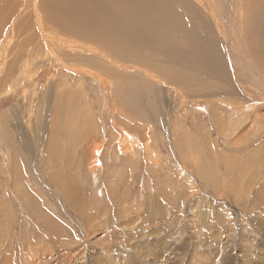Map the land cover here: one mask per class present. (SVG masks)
<instances>
[{
	"label": "rangeland",
	"instance_id": "374dc122",
	"mask_svg": "<svg viewBox=\"0 0 264 264\" xmlns=\"http://www.w3.org/2000/svg\"><path fill=\"white\" fill-rule=\"evenodd\" d=\"M41 1L18 0L14 38L0 51V264H264V70H250L246 55L264 31V0L247 9L245 0H187L184 11L208 18L214 35L174 53L171 30L189 25L167 22L165 41L146 48L162 69L190 65L202 87L192 74L193 87L104 55L110 28L99 40L70 36ZM75 19L102 30L88 15ZM124 33L121 51L148 39ZM226 67L236 89L228 102L207 86Z\"/></svg>",
	"mask_w": 264,
	"mask_h": 264
},
{
	"label": "bare ground",
	"instance_id": "6f19581e",
	"mask_svg": "<svg viewBox=\"0 0 264 264\" xmlns=\"http://www.w3.org/2000/svg\"><path fill=\"white\" fill-rule=\"evenodd\" d=\"M37 1V0H36ZM122 3H121V2ZM42 3H44V0L41 1ZM17 3L18 0H0V51H2L3 49L5 50V48H7V46L9 45L8 43L14 38L13 35V30H14V14H18L17 11ZM46 3V2H45ZM51 3L53 4V9H55V11H52L53 14L52 16L47 17L49 19V22H55L58 26L59 29L66 33L69 34L70 36L73 35L75 37H78L82 40L85 39H96L99 40V37L101 36H105L108 37V28H110V33L112 35H109V37L111 39L106 40L107 38L101 39L99 40L101 43H104V48L99 47L102 51L104 55H108L109 56V49L112 52V57L116 56L119 59H125L128 61H133L136 62L138 65H140V67H142L143 63H145L146 66L148 67H154L155 70H157L158 73H161L163 75V77L167 80H171L172 82H174V80L176 78L180 79L179 83H184L187 81L188 85H192L191 87H193L194 83L197 84H201L197 79L196 76L198 75H193L191 72V66H184L182 64V62H180L178 64V66H174V70H172L170 67H168L165 69H162V67L160 65H157L155 62H153L152 60L149 59L148 56L145 55V50L146 48L151 50L152 48L155 50L158 48V46H160L161 43H163V38L162 41H158L157 39H159V36L162 35L164 33V29H163V25H166L165 23L170 22V23H178L181 24L182 26L184 25H189V29L185 30L183 29L182 31L177 30V32L179 31V33H177L175 30H171V32H174L175 34H173L174 36V40H177L178 43H180V45L176 46L177 48H175V52L174 53H188L189 55L191 53H194L195 49V39H196V34H197V39L199 41V36L201 34V36L203 35H208V34H213L214 35V27L212 28V30L210 29L211 24L206 25L204 24L205 22H208V18L206 19V17L204 19H206L204 21V23H202V21L199 19L197 13H195L193 16H190L189 14H187L184 11V8L186 6H188L189 4L187 3V0H51ZM243 3V1H242ZM247 0H245V7L246 9L249 8L248 4L246 5ZM19 4V3H18ZM35 4V3H34ZM20 5V4H19ZM26 5V4H25ZM50 5V4H49ZM43 6V5H41ZM48 5H46L47 7ZM244 6V3H243ZM242 6V7H243ZM258 5L256 4V6L254 5V7H257ZM241 7V6H240ZM254 7H251V9L246 12L247 15H250L252 11V9ZM33 8V7H32ZM37 8V7H36ZM38 8H39V4H38ZM42 8V7H41ZM40 8V9H41ZM236 8V7H235ZM52 9V10H53ZM205 9H209V7L205 8ZM37 10V9H36ZM45 10V9H43ZM161 10L163 11V14H161ZM34 11V10H33ZM46 11V10H45ZM98 11H101V13H99ZM254 11V10H253ZM41 12V11H40ZM51 12V11H50ZM42 14V12H41ZM79 14H85L88 15L90 17V21L94 22L95 24L98 22L101 27L102 30L99 31L98 33H94V32H88L86 30H82L80 27L81 25L78 22V20L75 19L76 15ZM201 14V13H200ZM254 14V13H253ZM202 15V14H201ZM213 15V14H212ZM26 16V15H25ZM34 16V15H33ZM41 15L38 16L37 21L40 20L39 27H40V31L41 32V36H42V41L43 39L47 38V34L45 33L44 27L42 21H41ZM197 17V18H196ZM252 17V16H251ZM261 22L262 25H264V11L263 14L261 16ZM33 18V17H32ZM35 18V17H34ZM33 18V20H34ZM45 18V17H44ZM46 19V18H45ZM203 19V18H202ZM20 21V20H19ZM32 21V20H31ZM126 21H130L131 24L128 25ZM35 22V21H34ZM44 23V22H43ZM104 23V24H103ZM152 26H159L160 30H158L157 28L153 29V30H149V25L151 24ZM37 24V23H36ZM45 24V23H44ZM76 25L77 28H76ZM83 25V24H82ZM22 26V25H21ZM128 26H130L131 28V32L132 35H142L144 37L147 36L150 37L148 35V33L150 31H157L155 32L153 37L155 39H150V38H146L147 40L144 41V43H133L132 46H127L125 43V49L123 51H121L119 49V47L117 46V44H119L121 41H123L120 38L121 32H127L128 33ZM220 26V25H219ZM29 26H27L26 28H28ZM38 27V26H37ZM121 27H124L123 29H121ZM148 27V28H145ZM247 26H245L246 28ZM250 27V26H249ZM30 28V27H29ZM142 28L144 29V32L142 30ZM56 29V28H55ZM99 29V28H98ZM38 30V29H37ZM36 30V31H37ZM211 30V31H210ZM248 30V29H247ZM216 31V30H215ZM31 32V31H30ZM38 32V31H37ZM228 32V31H226ZM48 33V32H47ZM124 33V34H125ZM217 33V31H216ZM221 33V32H219ZM248 33V32H247ZM5 34V35H4ZM26 34V33H25ZM34 34V33H32ZM55 34V33H54ZM218 34V33H217ZM249 34V33H248ZM258 34V32H257ZM3 37H2V36ZM24 35V34H23ZM27 35V34H26ZM61 35V34H58ZM56 35L55 37H58V39H60V36ZM63 35V34H62ZM68 35V36H69ZM128 35V34H127ZM65 36V35H64ZM123 36V35H122ZM158 36V37H157ZM66 37V36H65ZM65 37H61L64 41H67V43H69V40H67ZM214 37V36H213ZM216 37V36H215ZM211 38V37H210ZM31 39V38H30ZM49 39V36H48ZM51 39V38H50ZM70 39V38H69ZM74 39V38H73ZM129 39V38H128ZM216 39V38H215ZM28 40V38L26 39ZM33 40V39H32ZM72 40V39H71ZM131 40V39H130ZM214 40V39H213ZM217 40V39H216ZM214 40V42L216 41ZM257 44L258 47H254L252 44H250V49H247V58L250 59L248 60L249 63L247 64L250 70L254 71L252 69V67L255 70H259V67H261L264 70V31H262V33H259L257 36ZM255 40V41H256ZM41 41V42H42ZM45 41V40H44ZM43 41V42H44ZM49 41V40H48ZM63 41V42H64ZM73 41V40H72ZM88 41V40H87ZM173 41V39L171 40ZM33 42V41H32ZM62 42V41H60ZM210 42V40H209ZM208 42V43H209ZM11 43V42H10ZM47 43V42H45ZM43 43V44H45ZM66 43V42H65ZM74 43V42H73ZM212 43V42H211ZM221 43V42H220ZM219 43V44H220ZM251 43V42H250ZM254 43V42H253ZM14 44V43H13ZM48 44V43H47ZM25 45V44H22ZM27 45V44H26ZM93 45V44H92ZM112 45L113 48H110ZM205 45V44H204ZM10 46V45H9ZM19 46V45H18ZM30 46V45H28ZM46 46V44H45ZM163 46V45H162ZM203 46V44H202ZM207 45H205L206 47ZM221 46V45H220ZM74 47V46H73ZM196 48L198 46H195ZM200 47V46H199ZM211 47V46H210ZM209 47V48H210ZM213 47V46H212ZM49 48V47H47ZM76 48V47H74ZM171 49V47H169ZM214 48V47H213ZM13 49V48H12ZM26 49V48H25ZM23 49V50H25ZM88 49V50H87ZM98 49V48H97ZM85 50L89 51L92 50L90 47L85 48ZM210 50V49H209ZM212 52L213 49L211 48ZM6 51V50H5ZM4 51V52H5ZM86 51V52H87ZM207 51V49L205 50ZM218 51V50H217ZM244 51V50H243ZM3 52V51H2ZM3 52V53H4ZM12 52V51H10ZM19 51H17L18 53ZM97 52V50H96ZM161 52V51H160ZM219 52V51H218ZM221 52V51H220ZM223 52V51H222ZM2 53V54H3ZM165 53V52H164ZM170 53V52H169ZM250 53V54H249ZM262 53V57H260V54ZM11 54V53H10ZM172 54V53H171ZM187 54V55H188ZM221 54V53H220ZM219 54V55H220ZM1 55V54H0ZM5 54H3L2 57ZM183 55V54H182ZM202 55V54H201ZM200 55V56H201ZM206 55V54H205ZM224 55V54H223ZM20 56V55H19ZM179 56V55H178ZM204 56V55H202ZM212 56V55H211ZM1 57V58H2ZM10 57V56H9ZM107 57V58H108ZM187 57V56H186ZM185 57V58H186ZM207 57V55L205 56ZM220 57V56H219ZM222 57V56H221ZM251 57V58H250ZM260 57V58H259ZM7 58V57H6ZM20 58V57H18ZM212 58V57H211ZM210 58V59H211ZM165 59V58H164ZM204 59V58H203ZM226 59V57H225ZM7 60V59H6ZM9 60V59H8ZM11 60V59H10ZM22 60V59H21ZM60 60V59H59ZM154 60V59H153ZM162 60V59H161ZM199 58L193 57L191 56L190 59V63H198L199 62ZM115 61V60H113ZM164 61V60H162ZM179 61V60H178ZM205 61V60H203ZM224 61V60H223ZM4 62V59H3ZM2 62V63H3ZM101 62V61H99ZM116 63H118L117 61H115ZM186 64H188V60L185 61ZM253 62L255 63L256 68L253 64ZM0 61V65L2 64ZM12 63V62H11ZM5 64V63H4ZM3 64V66H4ZM175 64V63H174ZM216 64V63H215ZM202 65V64H201ZM2 66V68H3ZM205 66V65H204ZM227 66V65H226ZM137 67V66H136ZM159 67V68H157ZM161 67V68H160ZM223 67V66H222ZM8 68V67H7ZM212 68V67H211ZM146 67H144V72H147ZM261 69V70H262ZM99 70V69H98ZM110 70V68H109ZM204 70V68H203ZM88 71V70H87ZM99 71H102L101 69ZM164 71H166L165 73H163ZM188 71V72H187ZM212 71V70H210ZM217 71V70H215ZM104 72V71H103ZM149 72V71H148ZM260 72V71H259ZM113 73L110 75L109 79L111 77H113ZM152 73V72H151ZM150 73V74H151ZM91 74V73H90ZM105 74V73H104ZM190 74L193 75V78H195V82H191V79L186 78L188 76H190ZM202 74V73H201ZM211 74V73H210ZM218 75H213L214 78L216 79V84L214 85H210L208 84L207 86H211L214 88L213 93H215V95L213 94V96H216L218 98H220V100H224L226 102L228 101H233L232 99H230L228 97V95H230L228 92L234 91L236 90L232 80H231V74L230 72L228 73V68H224V71L219 68L217 71ZM261 74V72H260ZM119 74H116V76H118ZM153 75V74H151ZM251 75V73H250ZM256 75V74H254ZM253 75V76H254ZM263 75V74H262ZM121 76V75H120ZM202 76H206L205 74H202ZM211 76V75H209ZM222 77L224 83L226 84H221V82L219 81V78ZM256 77V76H255ZM7 78V77H6ZM203 78V77H202ZM103 79V78H102ZM204 79V78H203ZM100 80V79H99ZM106 80V79H105ZM3 81V79H2ZM202 82V81H201ZM203 84H205V82H202ZM0 84H2V82L0 81ZM108 84V81H105V84L103 85V87H106ZM203 84H201V87L204 86ZM221 84V85H220ZM110 85V84H109ZM198 86V85H197ZM200 87V86H199ZM2 88V87H1ZM194 89V88H193ZM210 92V91H209ZM238 92V91H237ZM55 93V92H54ZM206 93V92H205ZM212 93V92H211ZM75 94V93H74ZM194 94V93H193ZM199 95V93H197ZM201 94V93H200ZM203 94V93H202ZM207 94V93H206ZM228 94V95H226ZM233 94V93H232ZM205 95V94H204ZM202 96V95H201ZM206 96V95H205ZM209 96V95H207ZM236 98V97H235ZM69 99V98H68ZM215 99V98H214ZM217 99V98H216ZM247 99V98H246ZM245 99V100H246ZM76 100V99H74ZM219 100V99H217ZM219 100V101H220ZM238 101V100H237ZM63 102V101H62ZM70 103H71V99H70ZM60 104V103H59ZM251 106V105H250ZM56 107V106H54ZM61 107H63L62 105L57 106L54 110V115L56 116L57 113L61 114ZM69 107V105H68ZM67 107V108H68ZM246 108V107H245ZM58 111H57V110ZM244 109V108H243ZM66 110V109H65ZM64 110V111H65ZM245 110V109H244ZM63 111V112H64ZM62 112V116L64 117V113ZM71 112V111H70ZM221 112V111H220ZM74 113V112H73ZM245 113V111H244ZM247 115V113H245ZM244 114V115H245ZM70 117V116H69ZM248 117V116H246ZM8 119V118H7ZM220 120V119H218ZM227 124V123H226ZM219 125V124H218ZM217 126V125H216ZM227 126V125H226ZM228 127V126H227ZM226 127V128H227ZM203 141V139H202ZM15 143V142H14ZM13 144V143H12ZM16 144V143H15ZM123 146V144H122ZM17 148V147H16ZM51 150V149H50ZM94 151V148H93ZM49 153H51V151H49ZM49 155V154H48ZM47 158H49L47 156ZM239 186V185H238ZM68 188V187H67ZM75 188V187H74ZM232 189V188H231Z\"/></svg>",
	"mask_w": 264,
	"mask_h": 264
}]
</instances>
